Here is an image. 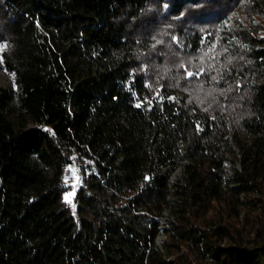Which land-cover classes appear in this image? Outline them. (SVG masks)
I'll return each instance as SVG.
<instances>
[{
    "label": "trees",
    "instance_id": "trees-1",
    "mask_svg": "<svg viewBox=\"0 0 264 264\" xmlns=\"http://www.w3.org/2000/svg\"><path fill=\"white\" fill-rule=\"evenodd\" d=\"M260 29L264 0H0V264H264Z\"/></svg>",
    "mask_w": 264,
    "mask_h": 264
},
{
    "label": "rangeland",
    "instance_id": "rangeland-1",
    "mask_svg": "<svg viewBox=\"0 0 264 264\" xmlns=\"http://www.w3.org/2000/svg\"><path fill=\"white\" fill-rule=\"evenodd\" d=\"M259 36L260 37H264V29H260L259 30ZM0 45H5L4 43H2L0 41ZM8 50L7 46L0 49V84L3 86H12L14 89L16 88L15 82H14V75L7 69L6 64H5V57L3 55L4 52H6ZM80 184V181L78 179V172L77 169L72 167L70 168V171L68 173V179H67V193L66 195H68L69 193H72V195H70L68 197V201L70 203H73V197L75 194V191L77 190L78 186ZM164 239V236L162 235L160 237V240Z\"/></svg>",
    "mask_w": 264,
    "mask_h": 264
},
{
    "label": "snow or ice",
    "instance_id": "snow-or-ice-1",
    "mask_svg": "<svg viewBox=\"0 0 264 264\" xmlns=\"http://www.w3.org/2000/svg\"><path fill=\"white\" fill-rule=\"evenodd\" d=\"M165 7H167V5H165ZM4 47H6V45H0V49H2V48H4ZM199 74H201V73H197V75H199ZM193 75H194V73H192V72H187V76H188V77H191V76H193ZM136 106H137V107H140L141 105H140V104H137ZM66 180H67V177H66ZM70 195H72V193H69L68 195L65 196V200H66V201H68V197H69Z\"/></svg>",
    "mask_w": 264,
    "mask_h": 264
}]
</instances>
